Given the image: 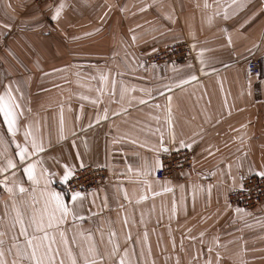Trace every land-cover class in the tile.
<instances>
[{"label": "crops", "instance_id": "0c3cea01", "mask_svg": "<svg viewBox=\"0 0 264 264\" xmlns=\"http://www.w3.org/2000/svg\"><path fill=\"white\" fill-rule=\"evenodd\" d=\"M183 40L187 59L145 61ZM258 56L264 0H0V96L15 119L11 135L0 114L1 181L12 189L0 186L4 264H28L17 255L26 244L13 205L53 192L72 208L59 185L64 166L81 163L108 175L80 191L83 219L69 215L50 231L56 264H70L60 231L74 253L94 245L98 264H264V201L227 203L245 176L264 172V61L258 74L246 70ZM178 149L191 167L156 178L160 155Z\"/></svg>", "mask_w": 264, "mask_h": 264}, {"label": "snow or ice", "instance_id": "6c2138e0", "mask_svg": "<svg viewBox=\"0 0 264 264\" xmlns=\"http://www.w3.org/2000/svg\"><path fill=\"white\" fill-rule=\"evenodd\" d=\"M58 14L59 13L57 12V15H54L52 19L55 20ZM133 39L135 38L133 37ZM105 79L106 77H101L102 81ZM114 84L115 81H113V85ZM8 99L10 101L11 98L9 97ZM143 102L144 101H141V103ZM11 107V103L6 102L4 96H0V114L3 115L9 134L15 135V119L13 112L10 110ZM32 148L34 152L43 151V148L38 146L35 141H33ZM17 155L19 156L21 162L26 161L29 155L28 149L19 147V152L17 153ZM80 167H83L82 163ZM14 168H16V164L9 160L8 169ZM35 168V164L27 163L26 166L23 167V172L29 180L37 182L35 176ZM64 169L65 170L62 176V182H68L75 177V168L65 165ZM255 174L260 176L261 178H264V172H257ZM48 175H51V173H48ZM0 186L5 187V189L9 192L12 191L11 188L7 187L6 180L0 181ZM16 188L20 193H24L27 191L24 187L19 185H17ZM241 190H243V186H241ZM41 199L42 203L41 200H37L33 197L29 200L21 201L19 206L15 204L13 205V211L16 213L15 224L21 226L20 234L25 237L26 244L25 249H17V255L22 260H26L28 264H56L57 258L60 257V251L55 236H51L50 231L58 229L59 226L65 222L66 218L69 215L75 216L77 219H83V217L79 216V214L76 212L77 203H80V205L82 206L81 192H72V208L66 206L62 201L61 196L57 193L42 192ZM38 205L40 206L38 207ZM28 228L33 229L32 235H29ZM0 235H3V233H0ZM59 235L60 243L66 245L65 254L68 256L70 264H78L77 257L83 258V264H98L97 259L93 255V253L96 252L94 245L88 248L87 255H85L83 250H81L79 253H74L71 247H67L69 241L65 233L63 231H60ZM114 236L115 233H110V243L112 242L111 238ZM89 237H91V233H89ZM71 243L75 245V240L73 239ZM2 245L3 241L0 240V246ZM96 254L99 255L98 252H96ZM109 255H118V245H113L112 252L109 253ZM2 256L3 252L0 251V257ZM100 259L102 260L103 257L101 256ZM0 264H4V261L2 259H0ZM59 264H64V260L62 258L59 260ZM115 264H126V261L123 258H120L116 260Z\"/></svg>", "mask_w": 264, "mask_h": 264}, {"label": "built area", "instance_id": "2783aa9c", "mask_svg": "<svg viewBox=\"0 0 264 264\" xmlns=\"http://www.w3.org/2000/svg\"><path fill=\"white\" fill-rule=\"evenodd\" d=\"M47 1L51 3L54 0ZM191 54L189 42L183 40L157 49L147 55L145 61L154 65H161L187 59ZM263 61V56L247 59L246 70L248 74H258L260 64ZM191 165L192 156L187 149L164 152L160 155V164L155 171V176L158 179L172 178L177 173L189 169ZM107 175L106 167L87 164L76 168L75 177L68 182L61 183L59 187L65 193L95 189L106 179ZM1 180L2 173L0 172ZM241 186H243V190H241ZM241 186L228 193L227 203L250 209L264 201V178L256 174H249L243 178Z\"/></svg>", "mask_w": 264, "mask_h": 264}, {"label": "rangeland", "instance_id": "374dc122", "mask_svg": "<svg viewBox=\"0 0 264 264\" xmlns=\"http://www.w3.org/2000/svg\"><path fill=\"white\" fill-rule=\"evenodd\" d=\"M32 2L37 5V6H40L42 5L43 3H49L47 0H37V1H33Z\"/></svg>", "mask_w": 264, "mask_h": 264}]
</instances>
